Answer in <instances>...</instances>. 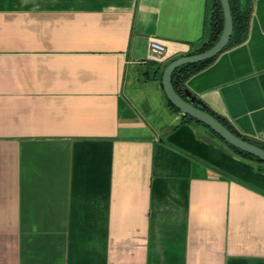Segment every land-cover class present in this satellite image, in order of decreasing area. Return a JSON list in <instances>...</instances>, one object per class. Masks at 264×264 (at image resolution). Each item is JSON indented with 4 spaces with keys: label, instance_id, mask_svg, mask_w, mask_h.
<instances>
[{
    "label": "crops",
    "instance_id": "crops-1",
    "mask_svg": "<svg viewBox=\"0 0 264 264\" xmlns=\"http://www.w3.org/2000/svg\"><path fill=\"white\" fill-rule=\"evenodd\" d=\"M212 3L0 0V264H264V171L162 83ZM241 6L245 39L186 88L264 142V0Z\"/></svg>",
    "mask_w": 264,
    "mask_h": 264
},
{
    "label": "water",
    "instance_id": "water-1",
    "mask_svg": "<svg viewBox=\"0 0 264 264\" xmlns=\"http://www.w3.org/2000/svg\"><path fill=\"white\" fill-rule=\"evenodd\" d=\"M221 3L224 10L225 21L223 33L218 42L204 52L182 56L173 60L164 70L162 83L169 100L183 113L205 123L234 147L255 155L264 161V142L252 137H248L246 140L242 139L208 112V106L198 96L194 95L187 88L185 90V97H183L176 91L172 82V75L177 67L211 59L222 52L229 43L234 29L233 13L230 0H221Z\"/></svg>",
    "mask_w": 264,
    "mask_h": 264
},
{
    "label": "trees",
    "instance_id": "trees-1",
    "mask_svg": "<svg viewBox=\"0 0 264 264\" xmlns=\"http://www.w3.org/2000/svg\"><path fill=\"white\" fill-rule=\"evenodd\" d=\"M230 4H231L233 19H234V29H233L232 37H231L229 43L227 44V46L224 48V50L227 49L228 47H230L231 45L241 43L245 39L246 31H247L248 24H249V18H250V11L247 8L241 6V0H230ZM224 21H225L224 10H223L221 0H213L211 22H210V24H211L210 39L201 48L191 52L189 55L201 53V52H204V51L210 49L211 47H213L218 42V40L220 39V37L223 33ZM218 55H216L215 57H213L211 59H207V60L196 62V63H189V64H185V65H181V66L177 67L174 70L173 75H172V82H173V85H174L176 91L180 95L185 97V90L187 89L186 88L187 80L192 75H194L195 73L201 71L206 66H208ZM170 104L178 112H182L171 101H170ZM207 110L214 117H216L219 121H221L226 127H228L233 133H235L236 135H238L242 139L246 140L248 138V137L244 136L243 134H241L238 130H236L234 128V126L231 125L225 118L216 114V112H214L210 108H208ZM182 114L186 120H189V121H192L195 123H199V124L209 128L212 132H214L216 135H218L238 155H240L246 159H250L254 162H257L259 164V169L264 171V161H262L260 158H258L255 155H252L246 151L238 149V148L234 147L233 145L229 144L227 141H225L219 134H217L214 130H212L205 123H203V122L195 119L194 117H192L188 114H185L183 112H182Z\"/></svg>",
    "mask_w": 264,
    "mask_h": 264
},
{
    "label": "built area",
    "instance_id": "built-area-1",
    "mask_svg": "<svg viewBox=\"0 0 264 264\" xmlns=\"http://www.w3.org/2000/svg\"><path fill=\"white\" fill-rule=\"evenodd\" d=\"M151 55L155 59H162L166 52V47L163 43L158 40H152L150 43Z\"/></svg>",
    "mask_w": 264,
    "mask_h": 264
},
{
    "label": "rangeland",
    "instance_id": "rangeland-1",
    "mask_svg": "<svg viewBox=\"0 0 264 264\" xmlns=\"http://www.w3.org/2000/svg\"><path fill=\"white\" fill-rule=\"evenodd\" d=\"M255 165L259 167V164L257 162H255ZM253 171H254V169H253ZM258 171H260V170H258ZM260 172H262V171H260Z\"/></svg>",
    "mask_w": 264,
    "mask_h": 264
}]
</instances>
